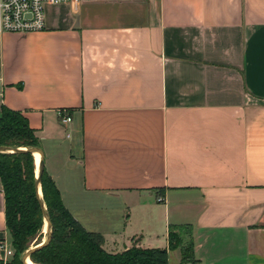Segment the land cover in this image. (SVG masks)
Segmentation results:
<instances>
[{
    "label": "crops",
    "instance_id": "0c3cea01",
    "mask_svg": "<svg viewBox=\"0 0 264 264\" xmlns=\"http://www.w3.org/2000/svg\"><path fill=\"white\" fill-rule=\"evenodd\" d=\"M44 19L0 34V106L73 218L110 254L179 264L168 229L190 226L198 264H264V0H81Z\"/></svg>",
    "mask_w": 264,
    "mask_h": 264
},
{
    "label": "trees",
    "instance_id": "16d2710c",
    "mask_svg": "<svg viewBox=\"0 0 264 264\" xmlns=\"http://www.w3.org/2000/svg\"><path fill=\"white\" fill-rule=\"evenodd\" d=\"M39 147V140L21 113L0 106V147ZM34 158L29 153H0V181L5 202V226L13 257L7 264H21V255L41 233L43 217L35 198ZM43 202L51 222L49 243L34 252V264H168L167 250L132 246L110 254L99 234L87 232L63 206L59 190L43 170ZM187 234V235H186ZM183 236L187 237L183 239ZM38 245V244H37ZM180 250L179 264H198L193 254L190 226H170L168 250Z\"/></svg>",
    "mask_w": 264,
    "mask_h": 264
},
{
    "label": "built area",
    "instance_id": "2783aa9c",
    "mask_svg": "<svg viewBox=\"0 0 264 264\" xmlns=\"http://www.w3.org/2000/svg\"><path fill=\"white\" fill-rule=\"evenodd\" d=\"M81 0H0V34L40 32L45 29L46 5L79 4ZM58 121L69 124L71 117L66 110L57 111ZM158 202L163 198L158 197ZM14 250L6 238H0V262L7 264Z\"/></svg>",
    "mask_w": 264,
    "mask_h": 264
},
{
    "label": "water",
    "instance_id": "95a60500",
    "mask_svg": "<svg viewBox=\"0 0 264 264\" xmlns=\"http://www.w3.org/2000/svg\"><path fill=\"white\" fill-rule=\"evenodd\" d=\"M0 153H16V154H20V153H29L31 154L33 157L35 154H39L40 155V160H39V164L36 168L35 171V183H34V190H35V198L38 202L42 217H43V226L45 229V238L44 240L39 243L38 245L34 246L33 248H28L20 257V262L21 264H27V259L30 260V256L38 251L39 249H41L42 247L46 246L50 239H51V235H52V231H51V222L49 219V215L47 213V209L45 207V204L43 202V198H42V192H41V185H40V178L43 172V151L41 148L39 147H32V148H9V147H0ZM40 191V193H39Z\"/></svg>",
    "mask_w": 264,
    "mask_h": 264
},
{
    "label": "rangeland",
    "instance_id": "374dc122",
    "mask_svg": "<svg viewBox=\"0 0 264 264\" xmlns=\"http://www.w3.org/2000/svg\"><path fill=\"white\" fill-rule=\"evenodd\" d=\"M187 235V234H186ZM45 238V229L44 226L42 227L41 233L39 235H37L29 244V248H33L34 246H36L37 244L41 243ZM187 237L183 236V239H185Z\"/></svg>",
    "mask_w": 264,
    "mask_h": 264
},
{
    "label": "bare ground",
    "instance_id": "6f19581e",
    "mask_svg": "<svg viewBox=\"0 0 264 264\" xmlns=\"http://www.w3.org/2000/svg\"><path fill=\"white\" fill-rule=\"evenodd\" d=\"M34 165H35V167L37 168V166H38V164H39V160H40V155L39 154H35L34 155ZM36 171V170H35ZM39 193H40V191H39ZM27 264H34V263H32L29 259H27Z\"/></svg>",
    "mask_w": 264,
    "mask_h": 264
}]
</instances>
